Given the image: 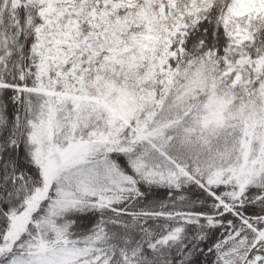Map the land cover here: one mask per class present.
Returning a JSON list of instances; mask_svg holds the SVG:
<instances>
[{
    "label": "snow or ice",
    "instance_id": "obj_1",
    "mask_svg": "<svg viewBox=\"0 0 264 264\" xmlns=\"http://www.w3.org/2000/svg\"><path fill=\"white\" fill-rule=\"evenodd\" d=\"M0 264H264V0H0Z\"/></svg>",
    "mask_w": 264,
    "mask_h": 264
}]
</instances>
